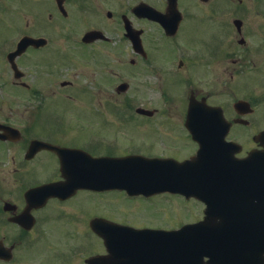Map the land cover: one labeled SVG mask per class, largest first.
Here are the masks:
<instances>
[{"label":"flooded vegetation","instance_id":"1","mask_svg":"<svg viewBox=\"0 0 264 264\" xmlns=\"http://www.w3.org/2000/svg\"><path fill=\"white\" fill-rule=\"evenodd\" d=\"M33 1L44 21L63 24L54 32H33L35 6L0 0V21L13 14L24 21L23 27L0 31V264H170L190 257L197 260L194 264H209L214 255L198 246L200 239L189 244L133 241L129 231L208 225L209 220L217 227L224 218L229 221L228 216L207 219L201 200L90 188L49 196L28 192L52 183L100 180L123 170L104 159L142 155L183 161L196 153L201 131L211 150H218L223 140L236 142L237 149L230 151L235 158L264 148L258 138L264 131V0H178L181 17L164 24L148 13L153 8L167 14V0ZM190 2L213 26L211 39L200 47L177 41L190 16ZM73 21L85 29L74 27ZM150 30L157 34L156 47L147 50ZM92 31L99 32L96 38L83 40ZM23 37L45 42L18 48ZM219 83L225 96L216 102L211 89ZM83 96L89 97L85 106ZM55 99L81 105L91 117L53 110ZM132 99L175 103L153 107L142 118L159 115L172 125H132L128 111L99 108L101 100ZM190 100L220 108L230 127L218 117L205 119V126L192 125L191 135L184 125ZM100 117L107 125L100 126ZM144 204L155 208V216ZM131 208L142 209L146 222L132 223ZM180 213L187 221L176 226L157 220ZM246 220L251 223L241 214L230 221L243 231ZM234 240H224L223 247L244 244ZM257 247L252 256H260ZM230 253L245 255L235 246Z\"/></svg>","mask_w":264,"mask_h":264},{"label":"water","instance_id":"2","mask_svg":"<svg viewBox=\"0 0 264 264\" xmlns=\"http://www.w3.org/2000/svg\"><path fill=\"white\" fill-rule=\"evenodd\" d=\"M95 34V33H94ZM90 38H94L93 32L88 34ZM194 106L198 109L196 104H193L190 110V116L194 114ZM200 158L206 160V150L203 148L200 151ZM136 160V159H134ZM133 161V160H127ZM204 164V161H202ZM220 165L223 166V171L220 170L217 172V175H221V179H217L220 187L211 186V182L216 180H211L207 178L205 174L195 167V162H185L183 164H176L173 168L170 167L166 162H145V164L140 163L139 166L131 167L127 176L119 177L117 179H109L107 181H74L70 182L69 188L75 187H91L95 189L100 188H124L131 192H142L146 194L169 190L185 193L187 196H196L202 200L209 198L207 192L211 189H228V180L224 178V175L230 173L231 181L234 183L231 184L232 189L239 190L244 192V197L248 198H257L261 199L259 206L251 205L252 202L246 203L245 198L243 201L244 208H241V214L244 216L251 215L255 217L256 221L260 222V238L264 240V152L260 154H251L248 158L242 160H233L230 156L224 155L220 157ZM216 163V162H215ZM134 165V163H131ZM152 166L154 168L149 169ZM124 174V173H123ZM44 189H54L53 186L45 187ZM240 196V197H243ZM212 206L218 208H223L224 203H215ZM209 208H211L208 205ZM245 209V210H244ZM211 210V209H210ZM244 210V211H243ZM210 215V212L207 211ZM212 214V210H211ZM208 219V217H207ZM215 225L212 220H209V224L206 225L198 224L194 226H187L177 232H132L133 241H183L185 244H189L191 241H196L200 239L198 246L207 248L212 252L219 253L223 250L224 239L231 237L230 233L227 231H216L218 234L212 233L210 226ZM224 227L233 229V224L231 221H225L221 223ZM245 233L244 231H242ZM239 235H242L239 232ZM259 236V232H258ZM242 237V236H241ZM240 237V238H241ZM206 239V240H205ZM212 239V242H209ZM203 243V244H202ZM262 246V251L264 246ZM136 255L134 254V258ZM261 261V260H260ZM258 262L257 260H248L244 264H254ZM263 262V259L262 261ZM198 263V262H197ZM221 264V261H218V264ZM216 264V263H215Z\"/></svg>","mask_w":264,"mask_h":264},{"label":"rangeland","instance_id":"3","mask_svg":"<svg viewBox=\"0 0 264 264\" xmlns=\"http://www.w3.org/2000/svg\"><path fill=\"white\" fill-rule=\"evenodd\" d=\"M153 2H156V0H151ZM25 3V7H27L28 5H33L34 1L33 0H24ZM188 8L190 10V16L187 19L186 24L184 25V28L181 32V34L177 37V41L181 42V43H186V44H190L193 45L195 47H200L203 44H206L210 39H211V35L214 32L213 31V26L206 20L205 16L201 15L199 13V11L194 7L193 3L190 2L187 4ZM34 13L36 14V24L31 27V31H36V30H40L42 32L44 31H55L57 26H61L63 23L61 21H55L53 22V24L51 25L50 23L44 21L42 19V12H41V8L40 5L38 7V9L36 10V6H35V11ZM42 16V17H41ZM10 18H6L4 21H0V31H7V30H11L13 28H15L16 26H22L24 25V21L20 20L18 21V18L15 14L13 15H9ZM97 21V20H96ZM94 21V22H96ZM99 22V21H98ZM81 22L78 21H73V26L76 28L80 29H85V27H81ZM87 27V26H86ZM146 29H150L149 26L146 27ZM156 32L154 31H149V35H148V39L149 42L145 43V46L147 48V50H152L151 46H155L156 47V41L154 40L156 38ZM58 38H55V40H57ZM62 40V39H59ZM55 43V42H54ZM163 49H165V47L161 46ZM167 50V49H165ZM82 54L81 55H85V56H89L87 51H81ZM93 56H95V54L92 53ZM104 57V55L102 53H100V59L102 60V58ZM107 58V57H106ZM86 77V76H85ZM102 78H104L103 76H101ZM217 86H213L212 85V99L213 101H219L221 100V98L224 95V84L223 83H219L216 84ZM86 98H89L88 96H83L81 101V104H83L85 106L86 104ZM101 102V106L102 107H108L105 104V101H100ZM117 105H122L124 104V101L122 100H117L115 101ZM134 104L139 105V102H134ZM53 110H71L74 111L75 113L79 114V115H84L86 118H90L91 116H89V113L84 112L83 110L85 109L83 106H79L78 104H73L70 103L69 101H63V100H59V99H55L52 101L51 103ZM99 105V104H98ZM133 107V106H132ZM151 107V105H150ZM118 108V107H116ZM159 118L158 121H156V119ZM178 118V117H176ZM136 120L131 121L132 125H172V124H166L162 121V119L160 118L159 115L154 116L150 119H146L145 121H143V119L140 116H137L135 118ZM103 120L100 117V126L102 127V125H107L106 123H102ZM102 123V125H101ZM156 137H154L155 139ZM162 204V203H161ZM137 205L142 206L140 203H137ZM143 209H146L147 211H151L153 216H155V208L151 207L150 204H144ZM131 211V216H132V223L134 224H143L146 222V216L144 213L141 214L142 209L139 211L137 210H132V208L130 209ZM159 221H163V225L164 226H176L178 223H185L187 221L186 215L185 213H180L177 215L174 214H167L165 216V218H159L157 219Z\"/></svg>","mask_w":264,"mask_h":264}]
</instances>
